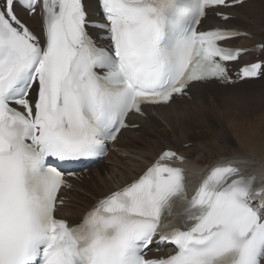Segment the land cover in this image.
Masks as SVG:
<instances>
[{"label":"snow or ice","instance_id":"snow-or-ice-1","mask_svg":"<svg viewBox=\"0 0 264 264\" xmlns=\"http://www.w3.org/2000/svg\"><path fill=\"white\" fill-rule=\"evenodd\" d=\"M241 2L0 0V264H264L256 177L238 163L210 164L189 197L182 141L79 223L55 215L61 164L103 157L139 127L132 117L200 84L264 76V39L234 44L249 38L229 26ZM36 16L39 29L27 22ZM210 16L223 23L203 30ZM252 53L234 80L231 64Z\"/></svg>","mask_w":264,"mask_h":264},{"label":"bare ground","instance_id":"bare-ground-1","mask_svg":"<svg viewBox=\"0 0 264 264\" xmlns=\"http://www.w3.org/2000/svg\"><path fill=\"white\" fill-rule=\"evenodd\" d=\"M95 3V0H87V4L92 7ZM230 11L235 19L230 21L229 26L246 31L253 36L251 41L246 39L234 41L236 47H250L264 39L263 0H249ZM213 20L216 24H220L218 20ZM27 22L34 28L35 25L40 24V18L36 16ZM255 57L254 54L246 56L239 65L252 61ZM262 79L263 77L257 81L243 82L233 87H222L214 82L200 84L190 91L191 100L178 99L170 106L155 108L154 112L148 110L146 119L135 118L134 123L141 124L140 129L123 132L116 145L117 154H126V157L122 159L127 166L126 169L121 171L118 167L121 159L115 152L109 159L113 161V166H106L104 163L88 173L91 175L89 180L76 184L78 191L71 195V202L67 203L68 207L59 213L60 217L70 220L72 224L78 223L84 212L98 198L110 194L137 178L162 149L167 150L169 146H172L175 150L181 141L184 144H190L188 149L181 148V151L187 157L188 162L184 165L191 179L201 175L210 164H216L221 160L240 159L245 164L246 170L256 171L264 183V134L256 135L257 139L251 136L250 140L254 144H247L242 141L249 142V137L241 135L242 129L238 131L240 129L237 130L236 127L239 126L236 123L242 116L254 109H249V106L241 102H252L264 106ZM258 81L261 82L258 86L239 89L242 85ZM216 118L217 122L212 123ZM226 125H229L230 129H227ZM228 130L241 136L237 137L238 142H233ZM168 131L171 134H168ZM129 134L131 136L129 140L124 139ZM98 170L105 173V178L98 173Z\"/></svg>","mask_w":264,"mask_h":264},{"label":"rangeland","instance_id":"rangeland-1","mask_svg":"<svg viewBox=\"0 0 264 264\" xmlns=\"http://www.w3.org/2000/svg\"><path fill=\"white\" fill-rule=\"evenodd\" d=\"M249 40V39H248ZM253 44V43H252ZM262 81H264V76H263V79H262ZM261 84V82L260 81H258V82H252V83H247V84H245V85H242L239 89H242V88H246V87H250V86H258V85H260ZM227 91V90H226ZM228 92V91H227ZM241 103H243V105H245V106H249V109L251 108H254V109H252L253 111L252 112H247V115L246 114H244L243 116H242V118L240 119V121L239 122H237L236 123V125H239V126H236L235 124V126L237 127V130L238 129H240V130H238V131H241V129H242V134L241 135H244V136H246V137H249L248 139H249V142L248 141H242L243 143H247V144H254L253 142H251L252 140H250V137L251 136H253V138H255V139H257L256 137V135H258L259 136V134L260 133H262V134H264V121L263 122H260V121H262V120H264V106H259V105H256V104H254V103H252V102H241ZM246 116V117H245ZM248 116V117H247ZM260 118V119H259ZM255 120V121H254ZM253 121V122H252ZM213 122H217V118L216 119H214L213 121H212V123ZM248 123V124H247ZM251 123V124H250ZM254 123V124H253ZM263 123V124H262ZM262 124V125H261ZM243 125H245V126H243ZM244 128H243V127ZM226 127H227V129L229 128V125H226ZM246 128V129H245ZM230 129V128H229ZM244 130V131H243ZM207 131V130H206ZM229 131V133H230V135H231V137H232V140H233V142L234 141H237V137H241V136H239L238 135V133H236V132H231L230 130H228ZM204 132H205V130H204ZM168 134H171V132H167ZM139 134V133H138ZM264 136V135H263ZM129 137H131L130 136V134L129 135H126L125 137H124V139H128L129 140ZM262 137V136H261ZM155 138H157V136H155ZM252 139V138H251ZM264 141V140H263ZM238 142V141H237ZM187 145H189L190 146V144H187ZM234 147H235V144H234ZM125 156L126 155H123L122 157L121 156H118L119 157V159H121V160H119V165H118V167H120V169H121V171H122V169L123 170H125L126 169V164H125V162L124 161H122V159H124L125 158ZM107 166V165H106ZM102 170H103V168H102ZM98 173L102 176V177H104L105 178V173L103 174V171H101V170H98ZM117 175H119V173H116Z\"/></svg>","mask_w":264,"mask_h":264}]
</instances>
